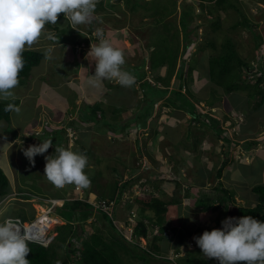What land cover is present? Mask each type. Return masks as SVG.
Returning <instances> with one entry per match:
<instances>
[{
    "label": "rangeland",
    "instance_id": "1",
    "mask_svg": "<svg viewBox=\"0 0 264 264\" xmlns=\"http://www.w3.org/2000/svg\"><path fill=\"white\" fill-rule=\"evenodd\" d=\"M99 1L100 0H98V2ZM108 1L109 5H107L106 0H102L104 7L102 6L103 8L98 7V9H95L93 18L94 22H92V24L89 23L77 26L71 24L72 27H75L76 30L83 33H86L88 26L91 32L95 33L97 30L110 31L113 29V34L105 39L110 42L112 41L111 43L114 46L123 51L125 55V64L122 66L123 69L132 74L135 79H137V77L142 78L146 75V77L150 80V82H153L154 85L160 83V85L164 87L160 81L156 80L165 79L166 67L168 66L166 65L162 67L159 65L157 59L159 55L166 56V62H169V60L171 62L172 57L176 55L177 57L175 60L174 70L170 75L169 86L167 87L168 91L172 88H178L180 81L175 77V73L182 61L184 76L185 69H187L186 67L188 65L194 66V63L198 64L197 69L195 68L193 71V77L196 80L191 81L189 79H185L188 84H184L181 87V90L183 92H187L186 88H189L194 93V96L199 99L197 104L203 114H210L214 118L218 117L219 120L223 117L227 119L226 122L222 121L219 127L213 126L214 128L219 129V132L223 137H227V135H229L231 138H234V135L232 134L237 135L243 131L240 129L239 125H244L243 123L246 121L245 118L247 119L249 114L246 116L242 111L237 114L235 112L230 113V106L228 103L225 104V102L222 101V98L224 99L223 89L217 88L218 92H216L213 88L214 85L207 81V74L204 70L208 65L207 61L210 56H215L220 53L221 43L228 37L234 43V48L237 54L249 63V68L243 67L242 77L245 73L248 74L249 77H256V73L254 74V72L259 68V63L257 61L259 58L260 61L264 60V0H233L234 4H237L239 12L229 7L225 10H218L217 13L219 18L216 20L218 22V27H214L212 24L215 21L214 19L217 13H213L211 15L208 14L205 9L200 8L194 0H174V6L172 4H169L168 6L171 10L170 15L164 17L163 19V21H166L165 26L169 28L168 30L166 28H162L161 25L156 24V20L159 19V16L156 14L153 16V12L156 7L157 10H160L158 8L163 7L169 0H135L140 3L135 9H132L133 0H119V2L115 0ZM183 2L187 5H193L190 6V8H185ZM154 4L155 6H153ZM192 12H195L196 15L193 16L192 21H190L189 28L192 29V34L190 35V38H188L187 46L185 48L183 46V26L180 24V17L181 13H187L190 15ZM241 13L245 14V16L252 22L259 23L256 25L255 29V32L259 34L260 39L262 40L258 48L255 46L254 35L251 29L238 24V21L241 19ZM189 17L190 16L185 19ZM95 20L97 22H95ZM165 33L167 34L166 36ZM64 36L66 38L71 37L72 39L82 37L77 35L74 30L67 31ZM207 38H210L215 42V48L201 50ZM82 39L85 40L84 37H82ZM88 39L94 43V46L99 43L97 41L95 42V40L90 36H88ZM114 40H116L117 44L113 42ZM47 42L50 43L52 41L48 40ZM46 43L41 44L37 41L35 48L43 47V49H40L42 52H46V49L49 52V49H51L50 53H52L53 50H56L54 49V45L48 46ZM148 44L151 45L148 46ZM59 45L63 44L59 43ZM64 46L65 49H67V52H64V54H67L66 58L63 55L60 56V54H52L49 57H44L38 65L31 69V72L29 73L33 76H37L40 71H43V80L51 90H48L47 93H41L38 90L41 81H36L34 89L29 92L30 96L26 95L25 97V93L28 91V79L23 78L19 85L13 89V93L17 95L14 96L15 98L0 100L9 101L11 99H17L18 102L15 107L19 108V112H11L8 122H0V168L8 177L9 187L12 189L11 193L13 192L12 195L10 193L7 196V200L0 204V211H3V216H0L1 220L10 217H20L19 214H21L29 217L26 220L28 222L37 216L46 215L48 213L46 199L41 201L32 200L39 199V197L35 195H40V199H42L41 197L43 194L46 196H51L52 194L60 196V194L64 195L69 188L72 189L74 186L66 185L62 188H57L54 185L52 186V183L48 181L45 175H43L46 163L44 156L53 155L51 151L54 148L53 145L43 156L37 155L35 157V165H31L27 158L23 155L24 148H27L29 145L37 144L35 140L32 141L34 134H31V132L47 135L49 137H53L55 134L57 139H61V141H63V145L61 147L65 148L63 130L59 128L56 123H58V125H62L61 122H67L68 117H70L69 113L71 112H62L65 109L64 102L70 104L73 107L72 111H74V99H76L79 94L76 90L78 85H74L71 87V90L67 89L71 95L67 97L57 95L60 92H57V87L53 80L58 77L56 76L57 72L53 66L57 63L60 65V63H65L67 61L68 62L65 66L68 64L69 66H73L76 62V59L74 58L68 59V57H71L68 55L70 43L64 44ZM152 47H154V49ZM152 49V57L155 59L152 58L154 60H152L154 65L151 66L148 56L150 55L149 52ZM48 58L50 60H46ZM90 63L92 64L89 66L94 67L89 68V73L87 72L83 76L82 89L85 92V101H79L81 103L78 110L79 117H73L72 119L76 127L74 125L71 126L72 128H76V132H68L70 140L68 146L66 139V145L68 148L73 150L74 148H78V146H80L79 139H81L82 142H87V137H89L90 140H93L94 150L92 151L94 153H92V155L94 154L93 158L95 159L92 158V161L97 160L96 158H99L100 161H95L93 164L88 165L85 171L87 175L90 174L95 176V173L98 171L102 174L100 173L101 175L92 179L90 184L91 186L88 188L82 189L75 186V190L79 193L78 195L80 198H85L86 190L91 192L90 195L95 192V182H100V185L102 186L104 184V186L100 189L104 190V193L106 192L107 194H111L112 182L117 178V175L121 176L122 179L129 180L135 173L139 174L141 178L139 182H144V184H146V188H148V190L144 192H154L155 194L159 193V191H156L157 187L148 185L150 181L152 182L155 180L154 174L151 173L156 170L157 172L155 171V174L158 175L157 177L165 178L163 182L159 179L161 183L160 188L162 190L161 197H163V199H174V201H176L183 195L182 190L184 186L188 187L192 182L185 181L183 179L181 183L179 181V186L174 187V181L169 180L172 178L174 180L177 177H184L188 175H190L191 178L198 177V175L202 176L204 174L203 170L200 172L198 164L193 160H199L200 158L203 160V157H207L209 159V163L205 165H202V163H205L203 161L199 163V165H202L204 172L210 175L211 179L206 183L208 186L207 197L209 194L212 195V198L216 195L217 197H222L224 194L219 193L221 189L225 187L230 194H235L237 204L244 205L245 207H253L255 205L257 198L255 193L251 192L250 187L257 182L264 184V141H258L261 136L264 135V103L263 105L261 104V107H256L255 114L254 112L251 114L250 127L246 129L247 133H255L252 139L258 141L256 146H252L249 143L244 144L241 141H239V143L233 142V144H236L237 147L241 149L242 154H246V152L248 153L250 150L249 148H251V151L257 150L254 152L251 160H249L250 162H246L245 154L242 155L239 150H235L234 146L236 145L230 148L226 141L217 136L218 132L216 133L217 135L215 134V130L211 125L204 122L195 124L194 122H191L190 116L181 110H173L170 107L163 106L162 102L166 97L162 95L161 91L156 86L152 87L146 80L139 84V88H136L133 85L130 88H120L121 90L114 89L113 91L112 89L111 92H107L108 90L104 89L107 86V83L114 86V88H116V86L121 87V85L115 81L105 80L106 83L104 81L100 88L90 86L87 82L90 75H94L95 61L94 63L93 61H90ZM151 67L154 68L151 69ZM155 69L159 71L155 72ZM152 73L154 74L153 76ZM158 75L164 78H158ZM80 76H82V74L79 72L78 74L72 73V75L63 76V80L78 82ZM160 85L159 87H161ZM47 86L46 90L48 89ZM40 88H44V86H40ZM214 93L217 95L218 99H213L215 100V104L209 108L206 103L211 97H214ZM61 94H63V91ZM53 107H57V109L54 110V112L51 111L52 113H50L47 108L50 110ZM100 109L103 110V113H101ZM222 112H224V114H222ZM147 115L149 116L147 117ZM141 117L147 118L146 126L144 127H140L139 120ZM202 117L204 120V115ZM96 118H98L97 120L100 119L99 121L104 119H110L111 121L118 120V122L115 121V123L119 124L117 126L111 124L108 129L109 133L97 132L101 131L97 130L96 133L94 132L95 134L93 136L91 133L92 130L94 131V129H99V126L96 127V125H94L90 132H88L87 129L89 128V124L91 122L96 124ZM230 119H234L232 124H230ZM40 120L42 121V125L38 124L40 123ZM136 120H138L139 123L135 122ZM152 128H156L158 133L157 135L160 136L156 140L153 138ZM13 129H16L17 131L13 133ZM100 129L103 130L104 128ZM48 131L52 133H49ZM80 136L82 137L80 138ZM52 141L54 144V140ZM137 141L140 142L139 146L140 148L142 147V150H138ZM82 144L83 143H81V145ZM243 144L244 146L242 147ZM153 145L156 146V152L153 155L155 160L151 161L149 158L144 156V152L149 149H153ZM244 149L249 150H246L245 152ZM140 152L142 156L139 158L138 155ZM211 152H213L212 154L215 156V159L212 154H210ZM225 153H228L233 159L231 160L233 164L226 166V168L222 170L221 174L217 176V170L221 167L223 161L222 156H224ZM226 156L227 155H225V157ZM187 160L189 162H187ZM173 161H176V165L178 166H176L177 169L174 173L172 166H174L173 164L175 163ZM192 161L194 163H192ZM178 162L182 164L178 165ZM239 165H242V168H240ZM113 167L117 168V172L114 173L112 171ZM134 168H137L135 172ZM237 168L239 171H237ZM232 170L234 171L232 172ZM238 176L239 178L236 180V177ZM149 178L152 179L150 180ZM197 179L198 178H195V180ZM155 182V184H158V181ZM216 183L218 185L217 190L210 192L209 189L211 190V186ZM139 185L140 184L135 182L132 183L130 188L134 190V195H142L141 193L143 191V187ZM17 187H19L20 190L25 191L27 199L33 196L35 197L27 201L22 194L17 195ZM190 187L191 186L188 188ZM201 189L202 191H206L203 187ZM196 193L197 192L194 190L190 191L191 195H196ZM74 195H76L75 192H73V196ZM189 201L190 198L183 199V203H188ZM60 203V200L55 201V204ZM217 204L218 202L214 201L213 204L206 207L204 206V209L202 210L204 212L201 211L202 213L199 217V213L194 212V210L196 211L198 208H194L193 205L189 207L186 213V211H181L182 207H178V204L172 203L168 207L167 219L164 221L165 225H169L168 228L172 233V238H159L156 240V245H159V249L158 252L155 251L157 254L152 257L151 263L175 264V262H178L180 264H185L187 262V258H190L191 255L194 254L197 257L199 256V252L203 254L199 251L200 248L196 245L197 249H195L194 252L190 251L188 256L186 255L185 257L186 261L182 262L178 259L179 257H177L181 256V254L177 253V256H175V252H170V250L178 247L177 238L180 233L183 234V237H186L185 234L191 232V235L196 237L201 235L204 230L211 231L213 227L211 229L206 228H208L209 224L211 225L213 221L217 220L218 222H221L220 220H223L225 212H222L223 208ZM49 210L52 211L51 207H49ZM227 210L228 209L226 208V211ZM68 211L69 210L63 209L62 213H67ZM57 213L58 212L51 213L49 227L48 230L45 231L47 238L45 239V242H43V245H48L50 242L54 241V238L58 234L56 227L62 226L67 222V220L62 219L61 216L58 215L59 213ZM115 214L117 219L115 224L122 230L124 235L125 231L128 230V227L124 225V218L127 216L126 207L121 204H117ZM133 214V218L131 219L132 223H135V215H137V211H133ZM186 214L189 216V223L187 224L185 230L176 224L183 218L185 219ZM242 216L244 215H240V217ZM196 217H199L198 221L202 223V227H196L193 229V227L191 228V226H194L192 225L193 222L191 219L196 220ZM91 220L92 218L89 219L88 222ZM169 220L171 222H169ZM72 222L74 226L77 225L75 224L76 222ZM86 224L87 223H84L83 226H86ZM131 225L132 224L130 223V226ZM182 225L185 226V224ZM77 227L78 232H80L81 227ZM88 229H92L91 223L88 225ZM105 231L107 232V230H104L103 233H105ZM149 232L156 234L157 229H149ZM170 232L168 230L166 234L168 235ZM157 234L159 235L160 233ZM125 236L128 237V234H125ZM193 237H190L189 240L187 238L185 239V241L192 240V244L189 248H195L196 243L193 241ZM72 240L75 244H80L81 242V239L78 240L77 238H73ZM140 245L147 249L149 243L147 239H140ZM182 246L183 249H187L188 247L187 244ZM58 250L59 249H57V251ZM148 250L150 249L148 248ZM118 254L119 256L117 261L114 260L116 264H150L147 262L149 260L147 258L148 255H145V253L138 247H132L130 245L124 246L122 249H119ZM156 256L163 257L161 259L162 262H160L159 258L156 260ZM168 256H172L174 258L173 263L168 260ZM210 259L212 261L211 264H214L213 262L216 259ZM215 262L216 264H219L218 261Z\"/></svg>",
    "mask_w": 264,
    "mask_h": 264
},
{
    "label": "trees",
    "instance_id": "2",
    "mask_svg": "<svg viewBox=\"0 0 264 264\" xmlns=\"http://www.w3.org/2000/svg\"><path fill=\"white\" fill-rule=\"evenodd\" d=\"M115 1L119 2V0H115ZM194 1L200 8L205 9V11L210 15L213 13H217L218 10L219 11L225 10L227 7L233 8L237 12H239L237 4H234L233 0H194ZM167 2L168 3L165 4L163 7L158 8L160 10H157V7H156V9L153 12V16L154 14L158 15L159 19L156 20V24L161 25L162 28L164 29L166 28L168 30L169 28L165 26L166 21H163V19L164 17H167L170 15L171 10L168 6L169 4H172L174 6V0L172 1L169 0ZM106 3L107 5H109L108 0H106ZM184 3L185 2H183V4ZM139 4L140 3H138V1L133 0L132 9H135L137 5ZM184 5H185V8L187 7L190 8V6H192L193 4L192 5L184 4ZM102 6H103V3H102V0H100L97 3L96 9H98V7L103 8L104 6L103 7ZM153 6H155V4ZM195 15H196L195 12H192L190 15L187 13L185 14L181 13L180 24L181 26H183L182 28L183 38H184L183 46L185 48L187 46V40L188 38H190V35L192 34L191 33L192 29L189 28L190 21H192L193 16ZM188 16L190 17L185 19ZM218 18L219 16L217 13V15H215L214 20L216 21L218 20ZM215 21L212 24L214 25V27H218V22L217 21L215 22ZM92 22L94 21L92 20ZM92 22L90 24H92ZM95 22L97 21L95 20ZM71 24L72 23L70 22L68 18H65L63 14H60L58 16V20L56 24L46 25L48 28L54 31L52 36L50 37V40L52 42H58V43L68 42L70 43L71 48L73 47V49L77 52H81L83 49L94 44L92 41L88 39V36L94 39L95 42L96 41L99 42V38L97 37V35H94L96 33L91 32L88 25H87L88 30L86 29V33L85 32L83 33V32H80L74 29ZM238 24L242 26H246L247 28L251 29L254 35L253 37L255 41V46L258 48L262 40L260 39L259 34L255 32V29H256V25L259 23L252 22L251 20H249L248 17L245 16V14L241 13V19L238 21ZM72 30H74L77 35L84 37L85 40H83L82 37H76L75 39H72L71 37L66 38L64 36V34L67 31H72ZM113 31L114 30L112 31L101 30V32L103 33L102 38L105 39L106 37L111 36ZM166 35L167 34L165 33V36ZM149 45L151 44H148V46ZM152 48L154 49V47ZM207 48H213V49L215 48V42L210 38L206 39L205 44L202 46L201 50H204ZM153 49L149 52L150 55L148 56L151 66L154 65L152 60L155 59L152 57ZM44 57H45V53L40 50L26 49L23 53L24 68L19 73V81L21 82L23 78H28V76L30 75L29 73L31 72V69L34 66L38 65L39 62ZM176 57L177 56L174 55L172 57L171 62L170 60L169 62H166L167 60L166 56L159 55V57L157 58L160 66L163 67V66L168 65L166 67L165 79L156 80V81H160L161 84L164 85V87H162L159 82H157L159 84L154 85L150 81L144 79V78H147L146 75L142 78L137 77V79H135L134 86L138 83L141 84L145 80L152 87L156 86L161 91L162 95L166 97L162 102L163 106L170 107L173 110L177 109L183 112L190 113L191 122H194L195 124L199 122L200 123L204 122V123L211 125L212 128L215 130V134L218 132V135L217 134L216 135L222 140L226 141L227 144H231V142L239 143V141H241L245 144L249 143L252 146L253 145L256 146V143L258 141H261V142L264 141V135H262L261 138L258 141H256L252 139L255 133L254 132L247 133V130H246L250 127L251 114L253 112L255 114L256 107L258 106L261 107V104L263 105L264 103V82H263V79H264L263 62L264 60L260 61V58H259V60L257 61L259 63L258 65L259 68L258 70L254 72V74L256 73L255 78L254 76L249 77V75L246 73L243 74V77H242L243 67L249 68V63L237 54L234 48V43L232 42V40H230V38L227 37L221 43L220 53L215 56L211 55L207 61L208 65L206 69L204 70V72H206L207 74L206 75L207 81L210 82L212 85H214L213 88L216 90V92H218L217 88L223 89L224 99L222 98V101L225 102V104L228 103V105L230 106L229 112L230 113L235 112L237 114L240 111H242L246 116L249 114L247 116L248 118L247 119L245 118L246 121L244 120L245 121V123H243L244 127L241 126L242 124L239 125L240 129L243 131H241L237 135L232 134L234 135L233 136L234 138H231L229 135H227V137H223L221 133L219 132V129H216L213 127V126L219 127L220 123L222 121L226 122L227 119L223 117V118H220L221 120L220 121L218 117L214 118L210 114H203L199 108V105L197 104L199 99L196 96H194V93L189 88H186L187 92H183L181 90V87L184 84H188L187 80L185 81V79H189L191 81L196 80L193 77L194 75L193 71L195 68L197 69L198 64L194 63V66L188 65L186 67L187 69H185V76H184V71H183V66H182L183 61H182V63L180 64V66L178 67L175 73V77L178 78L180 81L178 84V88L176 89L172 88L169 91L167 90V87L169 86L170 75L171 73H173V70H174ZM153 68L154 67H151V69ZM154 71L158 72L159 70L155 69ZM153 75L154 74L152 73V76ZM158 78H164V77H160L158 75ZM253 78L254 80L252 81ZM159 85L162 88L159 87ZM117 88L119 89L118 86L114 88V86L107 83V86L104 89L106 90L113 89L114 91V89L117 90ZM215 93H214V97H211L206 103V105L209 108L212 107L215 104V100L218 99ZM17 102H18L17 99H11L9 101H0V121H6V122L9 121L12 111H5L4 109L6 105H8L9 103L15 106ZM100 111L101 113H103L102 109H100ZM218 114L220 115L219 112ZM222 114H224V112H222ZM149 115H147V117ZM203 115L205 118L204 120L202 117ZM97 119L98 118H96L95 123H97L98 125L105 123L104 120L99 121L100 119L99 120ZM146 120H147L146 117H141V119L139 120L140 127L146 126ZM230 120H231L230 124H232L234 119H230ZM115 121L118 122V120H114V123H113L114 126H117L119 123H115ZM135 122L139 123L138 120H136ZM224 132H227V131H224ZM157 134L158 133H157L156 128H152V135L155 140L160 137ZM34 136L38 140H41V139L51 140L52 139L54 140V145L56 147L62 146V144H58L59 139L55 137V134L53 135V137H49V136L40 137L37 135H34ZM79 141H80V146H78V148H74L73 151L86 155L88 158V165L93 164L95 161L99 162L100 161L99 158H96L97 160L92 161V157L90 156L91 149L87 147L86 145L87 142L85 141L82 142L81 139ZM81 143L83 144L81 145ZM137 143H138L137 145L138 150L139 149L142 150V147L140 148L139 146L140 142L137 141ZM64 147L68 148L67 145H65ZM51 151L53 153V156H55L56 155V153L54 152L55 148H53ZM155 152H156V149H155V146L153 145V149L151 150L149 149L146 152H144V156L149 158L151 161L155 160L153 156ZM141 156L142 155L140 152L138 157L140 158ZM230 161L231 159L227 156L223 159L221 167L217 170V176L221 174L222 170L230 163ZM239 167L242 168V165H239ZM134 169H135L134 170L135 172L137 168H134ZM176 169L177 167H175L174 165L172 167L173 173L176 172L175 171ZM112 171L114 173L117 172V168L113 167ZM155 171L156 170L152 171L151 173V174H154L155 180L152 182L150 181L148 185L157 187L156 191H159V193H156V194L154 192H150V193L144 192L148 190V188H146V184H144V182L142 183L139 182L141 178L139 174H136V173H135L136 175L134 174L132 177H130L129 180L122 179L121 176L117 175V178L114 179V181L112 182L113 184H112L111 194H107L106 192L104 193V190L100 189L101 187L104 186V184L103 186L100 185V182H95V192H93L92 195H90L91 192H88L87 190L85 191V198L79 197L78 192L75 190V185L72 187L73 190L69 188L68 191L64 193V195L59 193L60 196H55L52 194L51 196H53L54 198L63 199V202L61 205H56L54 207V212L55 213L58 212L59 214L58 213L57 214L60 215L62 219L67 220V222L66 224L62 226L56 227L58 234L54 238V241L50 242L48 245H43L42 243L38 241L31 240V242L29 243V248L31 249V252L29 253L27 257V259L29 260V264H116L114 260L117 261V258L119 256L118 254L119 249L120 248L122 249L124 246H127V245L140 248L145 253V255H148L147 258L149 260L147 262L152 264L151 259L154 255L157 254L158 249H159V245L158 244L156 245V240L159 238H164L166 233L165 234L163 233L164 231H166L167 227H169V225L167 226L164 224V221L167 219L168 207L172 203L178 204V207L179 206L182 207L181 211H184L183 208H185V206H187V209H189L190 205L195 206L196 208H198L196 210L200 211V215H198L199 217L201 216V211L204 209V206L205 207L209 206L210 204H213L214 201H217L218 202L217 205L223 206L224 209L227 208V205L229 203L230 204L236 203V200L234 199V193L230 194L229 191L225 187H223L219 193V194L221 193L224 194L222 195V197L221 196L217 197L216 195V196H213L212 198L211 194H209L207 197L208 186L206 185L205 181H203L202 184H203V189H206V191H202L201 193L200 190L202 187L201 188L200 186L195 187V185L193 184V180L191 179L190 176H186L185 179L184 177L182 179H179L180 183L181 181H183V179L185 181L192 182L189 185L191 186L190 188H188L189 186L188 187L186 186L188 189H183L184 193L181 196V198L177 199L175 202H174V199L172 200H167V198L163 199V197H161L162 190L160 188L161 186L160 180H162L163 182L165 178L157 177L158 175L155 174ZM100 173H101L100 171L96 172L95 176L89 174L88 176L90 178V181H92V179H95V177L102 174ZM149 179L151 180L152 178H149ZM172 179H170L169 181H171ZM155 181H158L157 182L158 184H155L156 183ZM133 182L138 183L140 184L139 186L143 187V191L141 193L142 195H134V190L130 188ZM176 183L179 184L178 181ZM217 187L218 185L216 183L215 185L211 186V190L209 189V191L210 192L216 191ZM250 189H251V192H254L256 195V198H257L256 203L253 207L252 206L245 207L244 205H239L238 207L239 213L240 215L252 216L258 220H264V184L257 182L256 184H253L250 187ZM191 190H194L195 192H197L198 195L197 193L196 195L195 194L191 195L190 194ZM72 191L75 192L76 195L73 196ZM8 192H10L9 181H8L7 176L4 174V172L0 168V200H2ZM190 195L192 196V202L189 201L188 204L186 203L187 205L184 204L182 199L184 198L187 199V196L189 197ZM42 196H46V195L43 194ZM24 198H27V195H24ZM117 204H121L122 206L126 207L127 215H129L131 211H135V210L137 211V215H135V224L133 226L134 230H133V234H132L130 241L124 237L121 229L118 228V226L115 224L117 220L116 214H115V209L117 207ZM63 209L69 210V211L67 213H62ZM109 211H111L110 214H109ZM19 216L23 220L24 219L27 220L29 218L28 216L21 215V214H19ZM91 218L92 220L88 222V220ZM124 220H125L124 225H128L129 222L127 221V217H125ZM72 221L76 222L75 224L77 225L74 226ZM169 222L171 221L169 220ZM84 223H87L86 226H83ZM90 223H91L92 229H88V225ZM154 225L158 229V233H160L159 235L152 234L149 232V229H153ZM77 226L81 227L80 228L81 233L78 232ZM104 230H107V232L105 231V233H103ZM139 237H144L145 239H147L149 243L148 248L150 250L142 248L139 244L134 242L135 240L138 241ZM73 238H77L78 240L81 239L80 244H75L72 240ZM180 241L181 239L178 240L179 243ZM57 249L59 250L57 251ZM188 253H190V251L187 252V256H188ZM193 255H191L190 258H187V262L185 264H209L211 262L210 258H206L205 255L201 254L200 252L198 254L199 256L197 257ZM156 260H157V257H156Z\"/></svg>",
    "mask_w": 264,
    "mask_h": 264
},
{
    "label": "clouds",
    "instance_id": "3",
    "mask_svg": "<svg viewBox=\"0 0 264 264\" xmlns=\"http://www.w3.org/2000/svg\"><path fill=\"white\" fill-rule=\"evenodd\" d=\"M97 3L98 0H0V100H6L13 96V89H15L20 82L19 73L24 68L23 53L40 39L45 31V26L48 24H56L60 14L68 18L74 26L89 24L94 18ZM73 28L75 29V27ZM96 35L99 38V43L96 46L91 45L87 54L90 59L95 61V72L94 75H90L87 83L92 87L100 88L103 82L107 80L115 81L122 87H132L135 84V77L122 67L125 64V55L123 51L114 46L107 39L102 38L103 33L100 30H97ZM50 51L51 49H49V52ZM4 110L19 112V108L11 103L6 105ZM72 119L73 118L70 116L67 122L64 121L65 124L64 122H61L62 125L56 123L57 126L63 130L65 137L64 142L66 145L67 139L68 146L70 140L68 132H76V125H74V123H69ZM104 120L105 123H103V125L96 124L99 126L97 130H101L97 132H102L100 128H104V131L109 129L111 124L114 125V121L110 119ZM71 125L75 127L72 128ZM79 128L82 129L81 127ZM90 130H92V127H90ZM87 131L90 132L89 128ZM48 132L50 133V131ZM107 132L109 133V130ZM91 133L94 136L96 132ZM31 134L40 137L47 136L36 134L35 132H31ZM81 137L82 136H80V138ZM33 140H35L37 144L29 145L27 148L23 149V155L31 165H35V157L37 155L43 156L52 145L55 148V156H44L46 163L43 175L52 183V186L54 185L57 188H62L66 185H75L82 189L90 186L91 181L85 171L88 166V158L86 155L73 151L71 148L56 147L51 140H38L35 136H33L32 141ZM87 140L86 145L91 149L90 156L93 158L94 154L92 155V153L94 152L92 150H94V141L90 140L89 137H87ZM59 143L63 145L61 139H59ZM186 188L187 187L184 186L183 189ZM11 191L12 189L0 200V204L8 199L7 196ZM16 192H18L17 195H25V191L20 190L19 187H17ZM12 194L13 192L11 195ZM35 196H38L39 199H32ZM35 196L28 199L26 198V200L29 201L32 199L41 201L46 199L48 208V213L46 215H49V220L51 213H55L54 207L56 205H61L63 202L62 198H54L53 196H42V199H40V195ZM189 197L187 196V198ZM59 200L61 203L55 204V201ZM49 207H51L52 211L49 210ZM0 216H3V211H0ZM37 217L39 218L40 216ZM126 217L129 224L125 226L129 227L131 223L129 219L133 217V211ZM198 218H196L197 221ZM224 218L220 220L221 222L217 220L213 221L206 229L214 228L220 223L222 225L221 228H214L211 231L204 230L201 235L196 237L191 235L194 239L193 241L196 243L195 248H189L192 244V240L185 241L187 237H183V234H180L177 238L178 247L173 249L172 252H175V256H177V253L181 254V256H177L179 257L178 259L181 260L184 257L186 261L185 257L187 252H194V250L197 249V245L200 248L199 251L208 258L216 259L215 261H218L219 264H241V262L242 264H264V220H258L247 215ZM12 219H19L21 222L27 223V221L25 219L23 220L21 217H10L0 220V264H29L27 257L31 252L29 248L31 238L20 230ZM198 223V225L202 227V223L200 221H198ZM131 224L132 231L130 235H128L129 238L125 236V234H129V230H126L124 234V237L129 241L131 240L135 223ZM154 228H156L155 225L153 226V229ZM168 230L170 232V229L167 227L166 231L163 230V234ZM171 236L172 233L170 232L168 235L166 234L164 238H172ZM140 239L145 238L139 237L138 241L135 240L134 242L140 245ZM179 239H181L180 243L178 242ZM187 239L189 240L190 238ZM186 244L188 246L187 249H183L182 245L185 246ZM158 256L156 257L162 262L161 259L163 257ZM168 257V260L173 263L174 258L172 256ZM215 261L213 262L214 264H216ZM211 262L209 264H211ZM175 264L180 263L175 262Z\"/></svg>",
    "mask_w": 264,
    "mask_h": 264
},
{
    "label": "crops",
    "instance_id": "4",
    "mask_svg": "<svg viewBox=\"0 0 264 264\" xmlns=\"http://www.w3.org/2000/svg\"><path fill=\"white\" fill-rule=\"evenodd\" d=\"M113 30V29H112ZM112 30H110V31H112ZM53 30L52 29H50V28H48V27H46L45 26V31H44V33L42 34V36L40 37V39L38 40L41 44H45L48 40H50V37L52 36V34H53ZM112 34H113V32H112ZM111 34V35H112ZM45 38H47V39H45ZM112 42V41H111ZM115 44H117L116 43V40H114L113 41ZM68 42H63L62 44L63 45H59V43L58 42H47L46 43V45H48V46H51V45H54V49H56V50H53V52L52 53H50V52H48V50L46 49V52H44L45 53V57H49V56H51L52 54H54V55H58V54H60V56H64L65 58H66V55L67 54H64V52H67V49H65V46H64V44H67ZM35 45H36V43H34L32 46H31V48L33 49H35V50H40V49H43V47H41V48H35ZM92 46H94L93 44H92ZM90 47L91 46H89V47H87V48H85V49H83L81 52H77V51H73V49L71 48V46H69V53H68V55L69 56H71V57H68V59H70V58H74V59H76V62H75V64H73V66H69V64L68 65H66L65 66V64L68 62H65V63H60V65H59V63H57V64H55L53 67L55 68V71L57 72V79H55V80H53V82H55V84H56V87H57V92H60L59 94H57L58 96H64V97H67V96H69V95H71L70 94V92L67 90V89H70L71 90V87H73L74 85H78V87L76 88V90L78 91V94H79V96H77L76 97V99H74V104H75V109H74V111H72L73 110V107L70 105V104H67L66 102H64V104H65V109L62 111L63 113H65V112H67V113H69V112H71V113H69L70 115L69 116H71V118H75V117H79V106L81 105V103L79 102V101H85V96H84V94H85V92H84V90L82 89V86H83V76L85 75V73H89V68H92V67H94V66H89V65H91L92 63H90V61L92 62L93 61V63H94V60H92V59H90L89 57H88V52H89V50H90ZM88 51V52H87ZM46 60H50L49 58L48 59H46ZM87 67V68H86ZM41 72V73H40ZM39 72V74L37 75V76H33L32 74H30L29 76H28V82H27V85H28V88H27V92L25 93V97H26V95L27 96H30L29 95V92L31 91V90H33L34 89V86L36 85V81H41L40 82V86H44V88H40V86H39V88H38V90L41 92V93H47V91L48 90H51L50 89V87H48L47 86V84H46V82H44V80H43V75H44V72L43 71H40ZM78 72L79 73H81L82 74V76H80L79 77V80H78V82L77 81H65V80H63L64 79V77L63 76H69L70 74L72 75V73H77L78 74ZM59 75H61V76H59ZM76 82H77V84H76ZM139 84V83H138ZM137 84V86L135 85V87L137 88H139V85ZM46 86H47V90H46ZM119 87V90H121L120 89V86H118ZM121 88L123 89L124 87H122L121 86ZM118 89V88H117ZM112 90V89H111ZM111 90H108L107 92H111ZM38 91V92H39ZM62 91H63V94H61L62 93ZM35 95V94H34ZM33 95V96H34ZM14 96H17L15 93H13V96L12 97H10V98H13ZM21 99H22V97H21ZM79 102V103H78ZM77 106V107H76ZM50 108V107H49ZM49 108H47L48 109V111L50 112V113H52V112H54V110H56L57 109V107H53V108H51L50 110H49ZM59 109V108H58ZM52 111V112H51ZM77 112V113H76ZM183 112V111H182ZM185 114H188L189 115V113H187V112H184ZM55 114V113H54ZM11 116V115H10ZM190 116V115H189ZM31 118H33V117H31ZM30 118V119H31ZM37 120V119H36ZM190 120H191V116H190ZM71 122H73V121H71ZM71 122H69V123H71ZM74 123V122H73ZM39 125H42V121L40 120V123H38ZM97 124V123H96ZM96 124H94V123H90L89 124V131H91L90 130V127H92L93 128V126L94 125H96ZM36 126H37V124H36ZM15 131H17L16 129H13L12 130V132H15ZM97 131V129H94V131L92 130V132H96ZM108 131V129H106V130H102V132H107ZM2 132H4V131H2ZM17 134V133H16ZM245 144V143H244ZM244 144L242 145V147L244 146ZM234 145H236V144H233V142H231V144H229V146H230V148L231 147H233ZM156 147V146H155ZM234 148H235V150H239L240 152H241V154H242V151H241V149L240 148H238L237 147V145L236 146H234ZM250 149V150H249ZM249 149H246L247 151H248V153L246 152V150L244 149V151L246 152V154L248 155H246L245 153V157H246V159H245V161L247 162H250L249 160H251V158H252V156H253V154H254V152L255 151H257V150H253V151H251V148H249ZM213 152H211L210 154H212ZM219 153V152H218ZM244 154H242V155H244ZM225 155H227V157H229L231 160H233L230 156H229V154L228 153H225L224 154V156H222V158L224 159L225 158ZM212 156H213V154H212ZM249 156H250V159H249ZM215 156H213V158H214ZM215 159V158H214ZM209 159L207 158V157H203V160H202V158H200L199 160H193V161H196V163L198 164V167H199V169H200V172H201V170H203V175L202 176H200V175H198V177H194V178H191L192 180H193V184L195 185V187H197V186H200V188L201 187H203V181H205V183H207V181H210L211 179H210V175L208 174V173H206V172H204V169H202V165L204 164H207V163H209V161H208ZM192 161V163H194ZM205 162V163H202V165H199V163H201V162ZM208 161V162H207ZM175 164H173V165H175V167L177 166L176 164V161H173ZM187 162H189L188 160H187ZM186 162V163H187ZM182 163H179L178 162V165H181ZM230 164H233V162L232 161H230V163L228 164V165H230ZM227 165V166H228ZM173 167V166H172ZM178 167V166H177ZM226 168V167H225ZM238 169V168H237ZM234 170H232V172H233ZM237 171H239V169L237 170ZM188 176H190V175H188ZM240 176V175H239ZM239 176L238 177H236V180L239 178ZM185 177L186 176H184V179H185ZM191 177V176H190ZM183 177H177L176 179H172L171 181H174V187H176V186H178L179 184L178 183H176L177 181L179 182L180 180L179 179H182ZM195 178H198L197 180H195ZM203 178V179H202ZM165 183V182H164ZM178 184V185H177ZM201 191V193H202V189L200 190ZM182 192H183V190H182ZM184 193V192H183ZM191 195H190V202L192 201V199H191ZM181 198V197H180ZM177 199V198H176ZM179 199V198H178ZM234 199L236 200V197H235V194H234ZM175 202V201H174ZM186 204V203H185ZM188 204V203H187ZM186 204V205H187ZM231 205H233V204H228L227 205V209L229 208V206H231ZM234 205H237V206H239V204H237V202L234 204ZM191 206V205H190ZM222 208H223V211L222 212H225V215L227 214V211H226V208L224 209V207L223 206H221ZM194 208H195V206H194ZM183 210L184 211H188V209H187V206H185V208H183ZM195 212V211H194ZM202 212H204V211H202ZM201 212V213H202ZM196 213H199V215H200V211H197L196 210ZM189 216L186 214V217H185V219L183 218L180 222H177V226H179L180 228H184L185 230H186V226H187V224L189 223ZM197 218V217H196ZM1 220V219H0ZM191 221L193 222V224L192 225H194V226H191V228L193 227V229H195L196 227H198V228H200V226L201 225H198L199 223H198V221L196 220L195 221V219H191ZM175 224V223H174ZM182 224H185V226H183ZM181 232V231H180ZM181 234V233H180ZM191 232H188L187 234H185V236L187 237V238H190L191 237ZM183 242H184V240H183ZM172 250L173 249H171L170 250V252H172ZM180 261H185L184 260V257L180 260Z\"/></svg>",
    "mask_w": 264,
    "mask_h": 264
},
{
    "label": "built area",
    "instance_id": "5",
    "mask_svg": "<svg viewBox=\"0 0 264 264\" xmlns=\"http://www.w3.org/2000/svg\"><path fill=\"white\" fill-rule=\"evenodd\" d=\"M110 212L111 211H109V214ZM131 218L133 217H130L129 220L132 223ZM13 221L17 224L20 230H22L24 233H26L31 238V240L38 241L41 243L45 242V239L47 238L45 231L48 229L49 222H50L49 217L47 215H42L39 218H36L32 220L31 222H27V223L21 222V220L19 219H15ZM128 230H129L128 235H130V232L132 231L131 226L128 227Z\"/></svg>",
    "mask_w": 264,
    "mask_h": 264
},
{
    "label": "water",
    "instance_id": "6",
    "mask_svg": "<svg viewBox=\"0 0 264 264\" xmlns=\"http://www.w3.org/2000/svg\"><path fill=\"white\" fill-rule=\"evenodd\" d=\"M226 217H239L237 205H231V206H229L225 218ZM221 227H222V225L220 223L217 226H215L214 228H221Z\"/></svg>",
    "mask_w": 264,
    "mask_h": 264
},
{
    "label": "bare ground",
    "instance_id": "7",
    "mask_svg": "<svg viewBox=\"0 0 264 264\" xmlns=\"http://www.w3.org/2000/svg\"><path fill=\"white\" fill-rule=\"evenodd\" d=\"M145 79V78H144ZM146 80H148V81H150L148 78H146ZM151 83H153V82H151ZM136 86H137V84H136ZM138 88V87H137ZM38 218V217H37Z\"/></svg>",
    "mask_w": 264,
    "mask_h": 264
}]
</instances>
